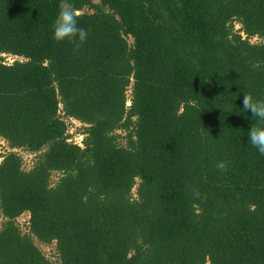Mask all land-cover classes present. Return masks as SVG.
<instances>
[{"label":"trees","instance_id":"obj_1","mask_svg":"<svg viewBox=\"0 0 264 264\" xmlns=\"http://www.w3.org/2000/svg\"><path fill=\"white\" fill-rule=\"evenodd\" d=\"M58 3L0 0V264H264V0H71L79 48Z\"/></svg>","mask_w":264,"mask_h":264},{"label":"clouds","instance_id":"obj_2","mask_svg":"<svg viewBox=\"0 0 264 264\" xmlns=\"http://www.w3.org/2000/svg\"><path fill=\"white\" fill-rule=\"evenodd\" d=\"M53 39L59 43L68 42L79 48L87 41L88 31L80 26V12L71 3V0H59L58 14L53 22ZM242 109L250 112L259 121L264 122V100L255 99L250 94H244ZM249 144L264 156V126H251L248 132ZM221 172L228 169L227 161H220L216 165Z\"/></svg>","mask_w":264,"mask_h":264},{"label":"rangeland","instance_id":"obj_3","mask_svg":"<svg viewBox=\"0 0 264 264\" xmlns=\"http://www.w3.org/2000/svg\"><path fill=\"white\" fill-rule=\"evenodd\" d=\"M241 26L239 24H236V30H240ZM130 44L133 43L132 39H129ZM258 39H254L253 43H258ZM5 57V62L12 64L15 61L23 60L22 58L18 57H9V56H3ZM131 97V91L128 92V98ZM128 105H130V102H128ZM83 125L79 123L78 121H72L71 126L69 127V135H71L72 139L71 141L74 143H79L82 142V148L84 147L83 145ZM118 135L121 136L120 142H124V137L125 133L123 132H118ZM7 144L3 142L2 139H0V161L2 160V154L6 152ZM20 155L24 158V163H25V170L29 171L32 166L33 162L35 160V155L24 152V151H19ZM59 179V175H55L52 179L53 183L55 184ZM134 193H136V189L134 190ZM29 219L30 216L28 214H25L22 216L19 220V226L22 230L23 233H29ZM36 245L43 251V253L47 256V258L52 262V264H60L57 250H56V244L46 246L40 243L39 241L36 240Z\"/></svg>","mask_w":264,"mask_h":264},{"label":"built area","instance_id":"obj_4","mask_svg":"<svg viewBox=\"0 0 264 264\" xmlns=\"http://www.w3.org/2000/svg\"><path fill=\"white\" fill-rule=\"evenodd\" d=\"M82 142H79V143H75V144H77V145H79V146H81L82 147V144H81Z\"/></svg>","mask_w":264,"mask_h":264}]
</instances>
